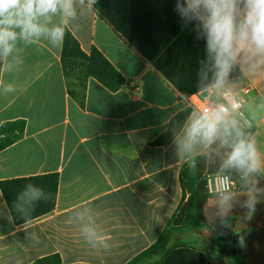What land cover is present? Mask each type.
Here are the masks:
<instances>
[{
  "label": "crops",
  "instance_id": "1",
  "mask_svg": "<svg viewBox=\"0 0 264 264\" xmlns=\"http://www.w3.org/2000/svg\"><path fill=\"white\" fill-rule=\"evenodd\" d=\"M92 5L76 0V17L64 29L84 52L96 47L118 69L126 79L119 90L110 91L90 77L80 103L68 91L62 45L54 47L46 37L33 43L18 40L3 62L11 70L2 67L0 75V126L16 120L26 126L20 140L0 151V182L57 173L59 186L54 210L22 225L14 224L0 190V264H32L52 254L63 264H127L156 242L179 205L183 164L211 153L215 166L227 169L223 164L231 149L221 139L184 147L194 113L170 145L152 144L187 108V97ZM60 19L53 17V23ZM242 71L222 90L192 95L214 103L250 87L245 111L264 160V72ZM9 84L15 91L5 93ZM241 173L245 186L224 197H207L203 215L208 227L180 235L210 252L218 264H264V167ZM249 202L254 203L251 219ZM216 224L250 236L244 244L223 243ZM85 227L95 228L109 247L89 243Z\"/></svg>",
  "mask_w": 264,
  "mask_h": 264
},
{
  "label": "trees",
  "instance_id": "2",
  "mask_svg": "<svg viewBox=\"0 0 264 264\" xmlns=\"http://www.w3.org/2000/svg\"><path fill=\"white\" fill-rule=\"evenodd\" d=\"M177 2L178 0H96L92 6L116 33L148 58L184 97H189L209 88L211 73L208 79L202 78L201 65L207 60L205 41L197 39V33L191 24L185 26L184 19L177 10ZM3 62L0 59V75ZM61 63L68 91L80 103L84 100L90 77L113 92L126 84L124 76L100 50L93 47L90 53L84 52L68 29L65 30L62 44ZM242 75V69L237 66L228 80ZM191 114L192 110L188 107L177 113L170 120L166 131L152 144L170 145ZM25 126L24 120L3 123L0 126V151L20 140ZM241 130L250 138L255 133L254 126L249 130ZM219 173H230L238 187L246 184L240 170L217 168L211 153L196 156L183 164L179 172L182 191L179 205L156 242L127 264H218L210 252L182 241L180 235L208 227L203 215L208 197L205 178ZM58 186L57 173L0 182L2 196L15 225H22L51 213L56 205ZM216 225L223 243L244 244L250 236L248 232L234 234L230 229ZM32 264L63 262L58 254H52Z\"/></svg>",
  "mask_w": 264,
  "mask_h": 264
},
{
  "label": "clouds",
  "instance_id": "3",
  "mask_svg": "<svg viewBox=\"0 0 264 264\" xmlns=\"http://www.w3.org/2000/svg\"><path fill=\"white\" fill-rule=\"evenodd\" d=\"M89 2L94 4L95 0ZM75 3L76 0H0V59H7L18 40L33 43L46 37L54 47H60L65 36L64 25L76 17ZM176 7L185 26L191 24L197 39L205 41L207 60L202 62L201 75L208 79L211 73L210 89H224L237 66L250 74L264 72V0H178ZM57 15L61 17L60 23L54 24L53 17ZM3 67L5 71L11 70L7 63ZM14 91L12 85L4 86L5 93ZM228 113L227 107L201 111L186 130L184 147L221 139L231 149L224 167L245 174L256 173L264 167V160L255 140L247 137L237 121L228 118ZM228 186L224 178L223 187ZM248 208L251 219L254 203L249 202ZM82 231L89 243L96 240L109 247L95 228L85 227Z\"/></svg>",
  "mask_w": 264,
  "mask_h": 264
},
{
  "label": "built area",
  "instance_id": "4",
  "mask_svg": "<svg viewBox=\"0 0 264 264\" xmlns=\"http://www.w3.org/2000/svg\"><path fill=\"white\" fill-rule=\"evenodd\" d=\"M250 92V87L244 89L241 95L226 98L218 102H207L199 95H191L187 97V107L192 110V113L198 115L201 111L206 108L215 107H227L229 109L228 118L230 120L237 121L238 125L243 130H249L253 127V122L245 111V106L247 103V94ZM238 105V107L233 109V106ZM227 178L228 187L225 189L223 187V180ZM206 188L207 196H217L224 197L225 195L233 192L238 188V185L228 173H219L214 175H207L206 178Z\"/></svg>",
  "mask_w": 264,
  "mask_h": 264
},
{
  "label": "rangeland",
  "instance_id": "5",
  "mask_svg": "<svg viewBox=\"0 0 264 264\" xmlns=\"http://www.w3.org/2000/svg\"><path fill=\"white\" fill-rule=\"evenodd\" d=\"M230 174V173H229Z\"/></svg>",
  "mask_w": 264,
  "mask_h": 264
}]
</instances>
